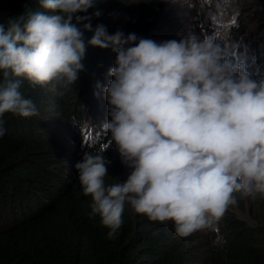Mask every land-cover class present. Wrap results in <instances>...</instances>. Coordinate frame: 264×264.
Instances as JSON below:
<instances>
[{"label": "clouds", "instance_id": "obj_1", "mask_svg": "<svg viewBox=\"0 0 264 264\" xmlns=\"http://www.w3.org/2000/svg\"><path fill=\"white\" fill-rule=\"evenodd\" d=\"M93 6L39 0L38 10L0 23V137L6 113L39 115L21 93L22 81L55 91L77 80L86 46L72 21ZM88 45L116 53L102 89L109 109L103 128L131 169L125 181L106 184L110 161L102 154L84 153L75 165L82 194L91 198L89 216H99L108 239L126 204L150 222L173 223L186 238L218 232L237 196L264 198V79H251L243 62H227L228 52L210 36L158 43L109 35L98 25Z\"/></svg>", "mask_w": 264, "mask_h": 264}, {"label": "trees", "instance_id": "obj_2", "mask_svg": "<svg viewBox=\"0 0 264 264\" xmlns=\"http://www.w3.org/2000/svg\"><path fill=\"white\" fill-rule=\"evenodd\" d=\"M247 6V16H235V24L228 27L231 35H241L227 62L246 65L250 57L247 68L264 79V0ZM38 9L39 0H0V23ZM76 16L83 18L77 22L74 17L72 23L83 33L86 46L77 80L55 91L51 84L33 87L22 81L20 91L39 115L3 117L0 264H264V198L259 196L253 221L235 214L246 202L237 196V204L219 221L218 232L198 231L186 238L175 234L173 223L150 222L127 204L115 239L107 238L99 216H89L91 198L82 194L75 169L83 154H102L110 161L106 184L123 182L128 175L103 128L109 109L102 89L111 79L108 72L116 53L111 47H92L88 40L104 25L109 35L123 31L161 43L176 40L180 22L161 0H94L92 8ZM223 35L214 41L227 51L232 42Z\"/></svg>", "mask_w": 264, "mask_h": 264}, {"label": "rangeland", "instance_id": "obj_3", "mask_svg": "<svg viewBox=\"0 0 264 264\" xmlns=\"http://www.w3.org/2000/svg\"><path fill=\"white\" fill-rule=\"evenodd\" d=\"M141 0H138L140 3ZM166 6L172 8L176 16L178 17V21L180 22V28L177 35L175 36L176 40H180L188 37L189 35H194L199 37L201 40L205 37H212L213 39H217L218 36H221L223 32H225V36H229L231 38V45H228V54L234 48L233 42L240 33L232 34L228 30L229 25L235 24L237 18L246 17L248 14V10H244L243 8L248 7L247 5H251L253 1L257 0H161ZM242 7V8H241ZM246 13V15H244ZM235 16H238L235 18ZM229 22V23H226ZM247 25V29L251 27L249 22H245ZM217 32V30H220ZM243 31H245L243 29ZM248 31V30H247ZM229 32V33H226ZM170 36H168V39ZM167 39V38H166ZM228 58V57H227ZM250 62V57H248V61L246 63V70L249 74L250 78L253 80H258L260 75H256L254 73L253 68H247ZM235 65V64H234ZM115 145V144H114ZM119 153V152H118ZM120 156V155H119ZM123 164V163H122ZM123 168L125 170L126 175L130 174L131 169H129L126 165L123 164ZM258 197V196H257ZM245 202L244 209H234L235 214L241 218H245L248 221H253L255 216V205L254 200L252 198H243ZM201 232H208V230H201Z\"/></svg>", "mask_w": 264, "mask_h": 264}]
</instances>
